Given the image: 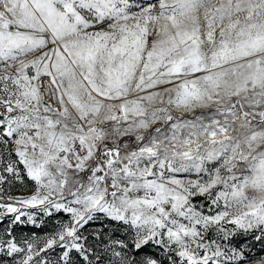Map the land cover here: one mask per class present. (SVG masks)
<instances>
[{"label": "snow or ice", "instance_id": "6c2138e0", "mask_svg": "<svg viewBox=\"0 0 264 264\" xmlns=\"http://www.w3.org/2000/svg\"><path fill=\"white\" fill-rule=\"evenodd\" d=\"M0 264H264V0H0Z\"/></svg>", "mask_w": 264, "mask_h": 264}, {"label": "rangeland", "instance_id": "374dc122", "mask_svg": "<svg viewBox=\"0 0 264 264\" xmlns=\"http://www.w3.org/2000/svg\"><path fill=\"white\" fill-rule=\"evenodd\" d=\"M178 114V113H177ZM3 188L5 190V194H11L14 196H28L31 194V187H30V182H28V186H22L19 183H16L14 185H8L5 184L3 185ZM27 211H35L33 209H27ZM48 218L45 217V220H47ZM63 219H67L66 216L63 217ZM46 230H50V229H45V228H40V229H31V227L29 226L28 228H25L23 231L24 235H28L30 231H35L38 235H43L45 233ZM93 230V226H89V231ZM261 253V246L257 244V246L252 249V255L258 256Z\"/></svg>", "mask_w": 264, "mask_h": 264}]
</instances>
